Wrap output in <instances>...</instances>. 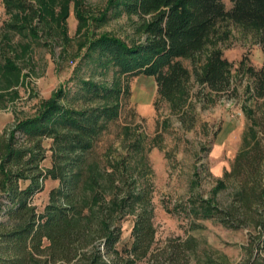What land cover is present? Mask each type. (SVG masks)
<instances>
[{
    "label": "rangeland",
    "instance_id": "rangeland-1",
    "mask_svg": "<svg viewBox=\"0 0 264 264\" xmlns=\"http://www.w3.org/2000/svg\"><path fill=\"white\" fill-rule=\"evenodd\" d=\"M108 1H55L51 9L40 8L42 15L38 17L27 11H7L0 0V141L19 121L36 116L41 103L52 98L59 87L69 101L63 99L60 103L76 109L82 108V100L71 101L77 92L83 93L81 80L91 79L120 89L117 98L94 99L86 104L118 107L116 118L105 122L93 140L90 162H97L100 171L117 163L116 184L122 193H136L144 200L121 219L116 249L127 257L135 218L146 210L154 237L148 256L134 264H205L207 257L212 258V264L242 263L248 256L244 247L251 240V230L229 229L216 217H198L193 210L203 200H212L220 210L228 208L244 173L240 178L226 175L232 171L236 156L247 151L255 138L260 151L254 152L250 161L261 169L264 183V96L257 92L253 75L263 66L264 41L254 29L224 22L220 34L226 33V38L208 44L205 54L219 49L230 61L229 89L215 94L197 84L191 61L182 59L191 78L185 104L181 110H174L157 95L152 77L116 75L111 67H99L87 56L84 44L102 33L127 40L143 38L137 31L140 21L134 15L116 12L104 23L93 19L109 9ZM223 1L227 8L231 6L230 0ZM77 12L83 14V21ZM15 15L19 16L17 20ZM15 21L25 27H13ZM200 58L198 66L204 64L205 55ZM9 62L19 70L12 81L8 78L17 72L6 73ZM56 135L69 134L58 129ZM55 137L32 141L15 133L16 148L33 149L39 143L38 171L58 176L52 179L47 174L42 191L33 197L31 205L37 213L49 204L51 191L59 187L63 176V164L59 162L63 142ZM244 165L248 168L250 164ZM107 175L102 174L105 189L109 186ZM218 182L223 188L214 195ZM28 184L19 182L18 187L23 189ZM189 240L196 245L193 251L186 249Z\"/></svg>",
    "mask_w": 264,
    "mask_h": 264
},
{
    "label": "trees",
    "instance_id": "trees-1",
    "mask_svg": "<svg viewBox=\"0 0 264 264\" xmlns=\"http://www.w3.org/2000/svg\"><path fill=\"white\" fill-rule=\"evenodd\" d=\"M3 1L7 11H27L38 17L42 15L40 8L51 9L55 1L63 3V0H34V4H29L32 0ZM108 2L109 9L93 19L104 23L116 12L134 15L140 21L137 31L143 38L127 40L102 33L84 44L87 56L99 67H111L116 75L152 77L157 95L167 100L174 110H181L185 104L191 78L182 59L191 61L197 84L215 94L229 89L230 61L219 49L205 54L208 44L226 38V33L220 34L224 22L254 29L264 41V0H230L229 8L223 0ZM77 13L78 19L83 21V14ZM14 17L17 20L19 16ZM12 26L25 27L16 21ZM202 55L205 62L198 66ZM12 64L8 63L6 73H17L8 78L10 81L19 72ZM253 75L257 92L264 96V61L259 73ZM81 90L83 93L77 92L71 102L82 100V108L60 103L63 99L69 101L67 93L59 87L52 98L41 103L36 116L19 121L9 136L0 141V264H134L150 252L154 228L146 210L135 218L127 257L116 249L121 236V219L144 200L136 193H122L116 184L117 163L109 165L108 172L107 168L100 171L98 163L89 160L93 140L105 122L116 118L118 107H86V104L94 99L117 98L121 90L91 79L81 80ZM58 129L69 135L57 136ZM15 133L32 141L55 135V139L63 142L59 161L63 164L60 169L63 176L59 187L51 191L50 202L42 213H37L31 201L42 191L48 175L52 179L58 176L50 171L39 172L36 153L39 143L33 149L16 148ZM258 151L260 143L255 138L247 151L236 156L232 171L226 176L240 178L244 173V179L239 180L226 210L217 208L212 200L200 201L193 210L198 217H216L229 229L251 230L248 235L251 240L244 247L247 259L238 264H264V183L260 178L261 169L250 161V156ZM244 163L250 164L248 168ZM103 172L109 179L106 189L101 183ZM25 181L29 184L19 188V182ZM222 188L223 183L218 182L214 195ZM185 246L190 251L196 248L191 240ZM205 264H212V258L207 257Z\"/></svg>",
    "mask_w": 264,
    "mask_h": 264
}]
</instances>
